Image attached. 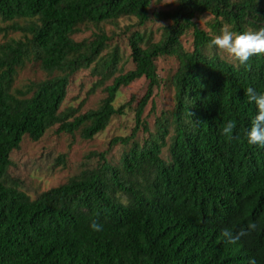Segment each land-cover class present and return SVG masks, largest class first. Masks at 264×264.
Masks as SVG:
<instances>
[{
    "label": "trees",
    "instance_id": "trees-1",
    "mask_svg": "<svg viewBox=\"0 0 264 264\" xmlns=\"http://www.w3.org/2000/svg\"><path fill=\"white\" fill-rule=\"evenodd\" d=\"M152 3L0 0V264H264V148L249 145L244 134L256 113L245 90L264 92V55L244 66L209 47L225 28L264 27V0H177L156 14ZM204 15L212 17L209 31L195 22ZM124 19L141 28L165 24L158 41L146 30L131 33L134 68L116 75L120 47L103 55L112 37L100 27ZM90 26L99 28L92 40L74 39ZM189 32L190 51L182 43ZM167 57L178 60L169 79L173 109L156 118L152 133L143 114L160 84L156 62ZM26 61L48 77L15 89ZM87 69L100 78L91 93L112 78L107 96L84 113L81 105L63 109L72 76ZM142 78L149 87L136 107V127L111 142L126 147L118 165L104 152L96 167L35 199L19 188L9 169L26 136L39 142L57 127L59 135L94 139L131 106L133 100L115 107L121 88ZM229 119L236 128L225 137L220 129ZM141 127L148 138L139 144ZM166 147L169 159L162 157ZM93 219L102 231L89 228ZM249 222L255 230L224 243L221 229L238 232Z\"/></svg>",
    "mask_w": 264,
    "mask_h": 264
},
{
    "label": "rangeland",
    "instance_id": "rangeland-1",
    "mask_svg": "<svg viewBox=\"0 0 264 264\" xmlns=\"http://www.w3.org/2000/svg\"><path fill=\"white\" fill-rule=\"evenodd\" d=\"M176 3L177 0H153L150 12L156 14L160 11H170L176 7ZM211 18L210 15H204L197 17L195 22L203 30L209 31L208 22ZM163 24L165 23H149L141 28L137 25V20L124 19L120 20L118 24H104L100 27V30H104L109 37H112V41L109 42V46L103 55L111 52L115 46L120 47L122 62L116 75L134 68L128 42L131 33L146 30L148 33H155V41H158L162 34ZM0 26L4 27L1 23ZM94 33H99V28H91L90 26L88 30L83 29V32L74 39L79 42L85 39L92 40ZM2 39L5 37L0 34V41ZM192 42L191 32L182 38L183 46L188 51L192 50ZM226 53L223 52L225 57L233 59L231 55ZM156 65L160 84L154 88L153 97L143 114V120L152 133H156V118L160 117L162 113L169 114L173 109L174 90L170 86L169 79L177 70L178 60L175 57L160 58ZM17 72L14 82L15 89L24 88L31 82L41 81L48 77L41 69L40 64L35 61H26ZM99 79V76L93 74L91 69L80 70L72 76L63 109L67 106L77 108L80 105V113L97 109L107 96L105 88L112 83L111 78L103 86L97 88L94 93H91ZM148 87L149 82L142 78L132 82L128 87L121 88L115 101V107L118 108L133 100L131 106L125 110L123 116L114 117L108 128L92 140H83L79 132L74 137L59 135L56 132L57 127L50 129L44 139L39 142H34L26 136L20 149L12 153V165L9 169L12 178L18 182L19 188L27 192L32 199H35L42 192L66 184L73 178L81 176L86 169L96 167L99 161L101 162L99 154L104 152L107 153L106 158L111 164L118 165L126 147L122 144L111 146V142L116 137L129 136L135 129L136 107ZM147 138L148 133L141 127L137 132L135 141L142 144ZM162 157L169 159L168 147L164 148ZM85 163L88 165L85 166Z\"/></svg>",
    "mask_w": 264,
    "mask_h": 264
},
{
    "label": "clouds",
    "instance_id": "clouds-1",
    "mask_svg": "<svg viewBox=\"0 0 264 264\" xmlns=\"http://www.w3.org/2000/svg\"><path fill=\"white\" fill-rule=\"evenodd\" d=\"M226 51L240 65L246 66L247 61L254 55H264V27L258 30H248L243 32H234L223 29L220 35L215 36L210 42L209 47ZM245 94L249 102L254 103L256 113L251 119L250 126L245 129V137L249 145H256L264 148V92L258 91L254 87H248ZM236 122L227 120L221 127V134L225 137H231ZM257 227L255 222H249L246 229L242 228L238 232H234L231 228L225 227L221 229L220 236L224 243L235 245L242 236L255 230ZM89 228L93 232L103 230V225L93 219L89 223ZM248 264H255L254 259H250Z\"/></svg>",
    "mask_w": 264,
    "mask_h": 264
}]
</instances>
